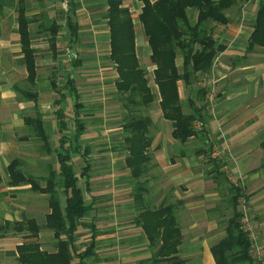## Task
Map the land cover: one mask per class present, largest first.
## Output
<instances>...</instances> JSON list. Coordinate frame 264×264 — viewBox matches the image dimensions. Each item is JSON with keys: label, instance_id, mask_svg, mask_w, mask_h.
<instances>
[{"label": "crops", "instance_id": "1", "mask_svg": "<svg viewBox=\"0 0 264 264\" xmlns=\"http://www.w3.org/2000/svg\"><path fill=\"white\" fill-rule=\"evenodd\" d=\"M18 1L3 0L0 11V59L11 53L12 41L16 40L17 50L10 54V59H19L17 66L23 70L21 78L13 75L12 70L6 71L7 75L5 71L0 72V223L34 219L42 229L33 238L30 233L13 231L0 235V264H19L18 246L28 242L39 243L40 249L47 253L58 251L54 231L45 227L51 213L49 195L33 191L31 184L11 185L9 166L14 159H19L23 173L40 178L42 187L46 185L42 179L51 170L58 169L55 149L61 134L56 112L60 107L67 114V134H75L72 119L76 99L66 88L68 79L74 80L79 93L77 102L82 104L81 119L86 129L80 143L82 148L90 149L86 177L89 185L85 177L79 181L89 209L83 219L86 227L78 231L77 246L83 252L94 244L93 255L82 261L75 259L73 264H156L152 261L154 250L149 236L143 223L138 221L140 214L133 195L135 183L126 163L128 150L124 142V123L129 111L118 89L117 65L111 59L107 1L26 0L28 16L39 19L29 26L32 46L36 49L35 86L27 80ZM262 1L247 0L235 4L228 11L230 22L216 27L214 36L225 48L218 53L211 72L188 86L182 80L178 82L184 111H191V102L204 108L203 119L194 123L197 134L187 142L173 136V123L161 110L160 91L154 81L157 65L151 59L152 47L140 20L142 6L137 13L138 19L134 18L136 53L149 83L150 76L153 77L156 91L153 84L150 85L160 111L151 114L148 112L151 106L143 109L144 114L152 118L151 164L142 177H145L143 181L148 189L144 195L146 203L154 210L173 205L181 235L177 255L186 264H217L213 246L226 235V221H221L219 211L225 199L222 191L225 187L221 189V186L226 181L227 194H230V182L234 180L222 168L215 169L211 162L203 167L205 156L212 157L213 144L202 142L200 139H207L202 134L218 138L221 147L229 150L226 167L243 188V199L254 217H264V41H252ZM14 3L16 22L10 25L2 18L10 13L8 4ZM124 5L129 7L125 2ZM188 13L191 22L195 23L198 12L189 8ZM69 17L78 26L76 37L71 36ZM51 27L57 30L54 49L49 41ZM40 46L48 49L43 58L38 51ZM177 65H182L181 57L177 58ZM53 79L58 90L53 86ZM204 79L217 83V98L211 104L212 108L207 105L208 92L205 96L199 94L200 88L205 87ZM23 91L36 92L37 100L27 98ZM62 96L63 101L58 105ZM184 103L189 107L188 111ZM37 114L42 116L50 150L25 121ZM91 135L95 139L102 135L107 141H114V145L105 144L98 149L101 155H110L102 168L94 165L95 149L89 142ZM197 138L209 148L200 144L193 146V140ZM72 160L77 174L81 175L87 167L83 154L74 151ZM218 173L223 179L216 177ZM61 200L65 206V196H61ZM259 221L261 223L262 218ZM91 224L96 228L94 232ZM262 224L264 227V219Z\"/></svg>", "mask_w": 264, "mask_h": 264}, {"label": "trees", "instance_id": "2", "mask_svg": "<svg viewBox=\"0 0 264 264\" xmlns=\"http://www.w3.org/2000/svg\"><path fill=\"white\" fill-rule=\"evenodd\" d=\"M108 10L107 23L111 36V59L116 63L120 74L118 89L122 100L129 111L124 123L126 132L125 148L128 150L127 166L131 171L134 186V200L139 210V222L143 226L151 241L154 254L152 261L156 264H186L177 255L181 235L174 215L173 205H165L159 209H152L147 203L144 193L148 191L146 183L140 179L148 172L151 164L149 148L152 143L150 129L152 118L144 114L157 97L146 77V71L141 67L136 53V31L134 16L125 0H106ZM143 2L140 20L145 35L152 47V61L157 65L154 81L160 91V106L163 116L172 121L173 136L187 142L197 134L194 123L203 119V107L194 102L190 103L191 111L185 112L179 94V81L186 86L193 81L198 82L202 76L208 75L213 67L218 53L225 46L218 42L214 33L216 27L228 24V11L237 3L247 0H141ZM3 0H0V11L3 10ZM27 1H18V22L21 37L22 53L28 70L27 80L31 86L36 85V49L32 46V32L29 26L39 22L36 17L28 16ZM198 12L195 23L191 22L188 9ZM259 16L255 25L252 41H264V0L261 2ZM70 16V15H69ZM72 37H76L78 26L68 18ZM49 38L51 47H55L57 30L51 27ZM1 36V29H0ZM256 42V40H255ZM182 58V65H177V58ZM56 90V81L52 80ZM66 88L76 99L73 110L72 125L74 136L68 135L66 111L61 107L56 114L61 134L57 153L58 169L51 170L45 177V187L41 186V179L28 176L20 169L21 162L14 159L10 166L11 185L31 184L33 191L49 195L51 213L47 216L46 228L51 229L57 238L58 251L47 253L40 249L37 242H28L18 246L19 264H73V261L84 260L94 254V244L83 252L77 246V235L80 228L86 227L83 219L87 215L88 206L85 203L84 190L79 185L81 177H87L90 149L82 148L81 137L86 126L81 119L82 104L78 103L79 93L74 80L68 79ZM27 98L37 100L36 92L23 91ZM207 88L199 90L200 96L207 94ZM64 96L57 101L60 105ZM31 125L45 146L50 150L48 134L44 128L41 114L25 119ZM80 151L86 160L87 167L81 175L75 171L72 153ZM209 161L215 169L221 167L210 155ZM221 176V174L219 173ZM89 185V178H86ZM231 190L229 204L232 215L226 221V235L213 246V253L217 264H260L251 253L252 240L249 231L243 224L244 214L239 210L243 188L238 182H230ZM61 196H65V206ZM92 231L95 227L89 225ZM42 227L34 219L20 222L0 223V235L15 233H30L31 238L37 237ZM28 236V237H29Z\"/></svg>", "mask_w": 264, "mask_h": 264}, {"label": "rangeland", "instance_id": "3", "mask_svg": "<svg viewBox=\"0 0 264 264\" xmlns=\"http://www.w3.org/2000/svg\"><path fill=\"white\" fill-rule=\"evenodd\" d=\"M125 3H126V5H128L132 9L134 18L138 19V17H137L138 14L137 13L140 11L142 3L139 0H126ZM15 9H16L15 3L14 4H10V5L8 4V10H9L10 13H8V16H5V17L2 18V21L4 23L9 22L10 25H11V24H14L16 22V19L14 18V15H16V10ZM15 42H16V40L12 41V45H11L12 51H11V53H9V55H4L3 57L1 56V59H0V72L1 71H5V73H6V71H8V70H10V71L12 70V74L13 75L15 74V75H17V78H21L23 76V70L21 69L20 66L19 67L17 66V65H19L18 64V60L19 59H14L13 61H11V59H10V54H15V52L17 50V45H16ZM46 46L48 47V44ZM47 50L43 49L42 46H40L38 48V51H39L40 55L42 56V58L44 57V52H47ZM7 56H9L8 59H7ZM15 66H17V67H15ZM54 70H56V69H54ZM54 73L57 74V72H54ZM6 75H7V73H6ZM203 82H204V80H203ZM150 83L153 84L154 91H156L152 76H150ZM206 83H207L206 86L210 87L211 90L214 91V94L216 95L215 96V99H216L217 98V92H218L217 83H215V82L209 83V80H207ZM183 97H184V93H183ZM184 100H185V98H184ZM214 102H215V100H214ZM214 102H213V104H214ZM111 104L113 105V102ZM207 105H208V107L212 108L209 99H208ZM150 106L151 107H150V110H148V112H150L151 114H154L155 112L159 114L160 111H159V106H158V101L157 100H155ZM184 107H185V110L188 111L189 107L186 105V103H184ZM155 116H156V114L154 115V117ZM89 136H87V137H89ZM205 136L207 137V139L204 138ZM87 137H85V138H87ZM92 137H94V135H91L92 141H89V142L92 143L93 148L95 149V153H94L95 156H93L94 157L93 158L94 165H97V166H99V168H102L109 161V159H110L109 156L110 155L108 157H106V155H108V154L101 155L102 153H98L99 152L98 149L103 147V145H105V144L114 145V141L113 140L111 142L107 141V138L106 137L104 138L102 135L101 136L99 135L97 137V139L92 138ZM202 137L204 138V139H200L202 142H205V143L209 142L210 144H213L212 145V153L211 154H212V158H215L214 160L221 165V167H219V168H222V170L227 172V176H229V177L233 178L234 180H236L237 178L234 175H232L230 170H228V167H226L227 162H228V157L230 156V154H228L229 150L228 149H223L221 147V144H220L218 138L214 137L212 139L211 136H209V135L207 136L206 134H202ZM88 139H86V140H88ZM200 140L198 138L193 140L192 145L196 144V146H197V145L200 144V145L205 146V144L202 143ZM207 140H209V141H207ZM181 146H184V145L181 144ZM205 147L209 148V146H207V145ZM112 153H114V152H112ZM214 153H216L215 156L213 155ZM230 153H231V151H230ZM204 164L205 165L203 167H206V166L210 165V161L208 160V158H206V156H205ZM211 165H213V164L211 163ZM75 166H77V165L75 164ZM75 169H76V172H78L76 167H75ZM216 177L218 179H223L222 178L223 176H220L219 173L216 174ZM144 178H141L140 180L143 181ZM234 180H232V181H234ZM134 183H135V181H134ZM227 185H228L227 182L224 181L223 185L221 186V189H222V187H225V188L222 189V191H223V194H224L225 199H226V200L223 199L222 204L219 207L220 208L219 211L221 210L220 211V213H221L220 215H221V219H222L221 221L222 222L223 221H227L228 218H230L231 215H232V207L230 206V204L228 202L230 194L229 193H228L229 195L227 194L228 189H229L228 188L229 186H227ZM243 198H244V196H242V198H241L242 200H241V204H240L239 208L244 214L243 224H244L245 228L249 231L250 238L252 240L251 253L256 257V259L260 262V264H264V227H263V224H262V221H263L264 217H258V218L254 217L255 214L249 209V205L245 202V199H243ZM259 218H262L261 223L259 221Z\"/></svg>", "mask_w": 264, "mask_h": 264}, {"label": "built area", "instance_id": "4", "mask_svg": "<svg viewBox=\"0 0 264 264\" xmlns=\"http://www.w3.org/2000/svg\"><path fill=\"white\" fill-rule=\"evenodd\" d=\"M206 79H204V82H203V85L208 89V94H207V97H208V99H209V101H210V103L211 104H213V102H214V100H215V94H214V91L213 90H211V88L210 87H207L206 86ZM214 156L216 155V153H214L213 154Z\"/></svg>", "mask_w": 264, "mask_h": 264}]
</instances>
